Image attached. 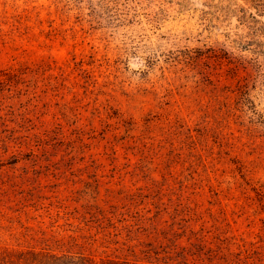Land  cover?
I'll use <instances>...</instances> for the list:
<instances>
[{
  "label": "rangeland",
  "instance_id": "rangeland-1",
  "mask_svg": "<svg viewBox=\"0 0 264 264\" xmlns=\"http://www.w3.org/2000/svg\"><path fill=\"white\" fill-rule=\"evenodd\" d=\"M0 264H264V0H0Z\"/></svg>",
  "mask_w": 264,
  "mask_h": 264
}]
</instances>
